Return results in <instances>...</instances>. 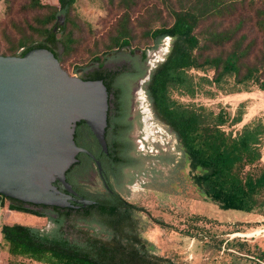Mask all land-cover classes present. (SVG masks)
<instances>
[{"label": "trees", "instance_id": "trees-1", "mask_svg": "<svg viewBox=\"0 0 264 264\" xmlns=\"http://www.w3.org/2000/svg\"><path fill=\"white\" fill-rule=\"evenodd\" d=\"M76 2L28 0L23 7L37 13L25 20L19 37H8L10 45L0 54L22 56L45 47L62 65L63 57L79 42L76 33L82 30L79 18L72 13ZM108 2L116 16L108 37L101 42L102 50L96 43L89 63L79 67L87 69L93 64L94 70L83 79L103 80L110 95L107 151L85 122L81 126L88 131L75 135L77 145L100 160L108 186L100 179L102 187H84L81 182L85 177L93 170L98 175V170L88 154L79 153V161L66 171V180L95 203L64 208L41 205L43 212H38L12 199L18 204H9V209L46 217L51 227L4 223L2 244L12 256L50 264H180L156 251L155 244L143 235L147 224L139 214L145 213L148 221L161 227H169L168 223L121 193L124 186L145 173L147 158L161 162H173V158L136 150L130 137L129 92L117 85L118 70L104 69L103 63L121 49L129 48L135 54L143 47L141 61L136 64L137 78L146 72L149 50L170 37V49L151 69L145 92L155 117L178 140L183 161L177 165L189 166L193 185L220 209L264 215V116L235 129L243 121L245 102L232 114L223 107L215 110L193 100L201 92L213 97L217 92L264 91V0ZM61 15L65 16L64 24L54 30ZM55 184L63 189L59 181ZM222 243L220 240L218 246Z\"/></svg>", "mask_w": 264, "mask_h": 264}, {"label": "rangeland", "instance_id": "rangeland-1", "mask_svg": "<svg viewBox=\"0 0 264 264\" xmlns=\"http://www.w3.org/2000/svg\"><path fill=\"white\" fill-rule=\"evenodd\" d=\"M27 1L0 0V53L7 51L10 45L8 37H19L25 29V20L37 13L23 7ZM41 1L59 4L58 0ZM72 13L79 18L82 30L76 33L79 42L74 50L62 60L63 67L71 75L89 63L90 50L96 47V43H100L99 49L102 50L101 42L107 39L116 17L108 0H77ZM138 42L142 44L141 37ZM170 45L171 38L167 37L157 49L149 50L153 66L164 59ZM141 48L137 52H141ZM129 51V48H125V52L120 51L117 57L110 55L107 60H129L126 55ZM181 99L191 100L188 97ZM193 100L215 110L223 107L232 114L241 102H245L243 121L235 129L256 117L264 116V91L256 88L240 94L217 92L213 97L201 92ZM146 103L153 116L149 141L145 145L140 143L143 139L141 131H131L130 137L139 142L136 150L144 154L166 155L172 157L173 162L147 158L145 173L121 190L129 201L144 206L152 215L163 218L169 225L161 227L148 221L145 213H140L142 221L147 224L143 235L155 244L158 253L170 256L180 264H264V215L223 210L211 199L202 196L191 181L189 166L177 165L183 161L177 138L166 124L155 117L148 97ZM262 154L264 159V146ZM85 178L81 183L87 189L102 187L96 171L93 170ZM13 222L51 227L46 217L11 210L8 201H5L0 207V230L2 224ZM220 240L223 243L218 246ZM32 263L50 264L10 255L2 244L0 232V264Z\"/></svg>", "mask_w": 264, "mask_h": 264}, {"label": "water", "instance_id": "water-1", "mask_svg": "<svg viewBox=\"0 0 264 264\" xmlns=\"http://www.w3.org/2000/svg\"><path fill=\"white\" fill-rule=\"evenodd\" d=\"M64 20L59 16L54 30ZM109 98L103 80L71 75L45 47L0 54V194L63 208L95 203L72 187L66 171L86 153L103 177L100 160L77 145L75 130L84 121L107 151Z\"/></svg>", "mask_w": 264, "mask_h": 264}, {"label": "flooded vegetation", "instance_id": "flooded-vegetation-1", "mask_svg": "<svg viewBox=\"0 0 264 264\" xmlns=\"http://www.w3.org/2000/svg\"><path fill=\"white\" fill-rule=\"evenodd\" d=\"M121 51L125 52V49H121ZM120 52H114L111 54V56H116ZM129 58V60L124 59L122 61H113L110 62L106 60L103 63V68L107 70H114L119 72L118 78H117V85L121 86L122 88H126L129 92V100H130V116L129 120L132 121V129L131 131H135L136 133L141 131L143 133L142 137L143 139L140 141L141 144L145 145L148 143V135H151V127H150V122L152 121V114L150 112V108L148 107L146 100H147V95L145 92V85L147 80L149 79L151 69L153 68V62L151 61V58L149 56V52L147 53V59L145 61L146 65V72L142 76H138L137 78H134V76L138 73V66L137 61L140 60V56L142 55V52H137L135 54L129 53L126 54ZM136 55L139 56V58H136ZM93 65V64H92ZM90 66L87 69H83V73L79 74L80 72H76L80 77L87 76L88 71H93L94 66ZM72 74V75H75ZM136 107V108H135ZM135 108V112H134ZM133 114V115H132ZM84 122V121H83ZM82 121L77 123L76 130H75V135H82L83 132L86 133L88 129L84 126L82 127ZM80 126V128H79ZM88 126V125H87ZM89 127V126H88ZM82 129V130H81ZM90 129V127H89ZM91 130V129H90ZM107 130H108V124L106 126V131H105V136L107 135ZM92 132V131H91ZM93 134V133H92ZM94 136V134H93ZM94 139L96 137L94 136ZM135 144L138 145V140L134 139ZM98 142V140H97ZM99 143V142H98ZM99 178L101 181L106 184L104 176L102 177L99 172H98ZM8 201L9 204H18V202L12 200V198L6 197L2 194H0V207L1 205L5 202ZM24 206L31 207V208H41V205H34L30 203L23 202Z\"/></svg>", "mask_w": 264, "mask_h": 264}]
</instances>
